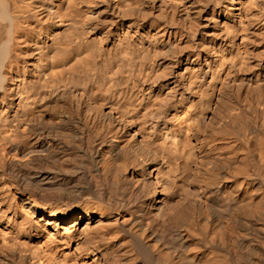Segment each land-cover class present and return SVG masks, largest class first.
Returning <instances> with one entry per match:
<instances>
[{"label":"bare ground","instance_id":"6f19581e","mask_svg":"<svg viewBox=\"0 0 264 264\" xmlns=\"http://www.w3.org/2000/svg\"><path fill=\"white\" fill-rule=\"evenodd\" d=\"M263 48L264 0H0V264H264Z\"/></svg>","mask_w":264,"mask_h":264},{"label":"rangeland","instance_id":"374dc122","mask_svg":"<svg viewBox=\"0 0 264 264\" xmlns=\"http://www.w3.org/2000/svg\"><path fill=\"white\" fill-rule=\"evenodd\" d=\"M205 6H203V7H199L200 9L198 10L199 12H197L198 13V15H197V13H196V15L193 17V21H194V23H195V21H198L199 22V20H201L202 18H203V16L205 15V13L209 10V7H205ZM197 16V17H196ZM197 18V19H196ZM199 19V20H198ZM197 23V22H196ZM261 52L259 53L260 55H258V57H260V58H262V59H264V48L263 49H261L260 50Z\"/></svg>","mask_w":264,"mask_h":264}]
</instances>
